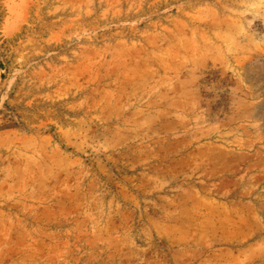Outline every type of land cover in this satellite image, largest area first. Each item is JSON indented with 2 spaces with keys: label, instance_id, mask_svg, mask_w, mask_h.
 Instances as JSON below:
<instances>
[{
  "label": "rangeland",
  "instance_id": "374dc122",
  "mask_svg": "<svg viewBox=\"0 0 264 264\" xmlns=\"http://www.w3.org/2000/svg\"><path fill=\"white\" fill-rule=\"evenodd\" d=\"M0 264H264V0H0Z\"/></svg>",
  "mask_w": 264,
  "mask_h": 264
}]
</instances>
